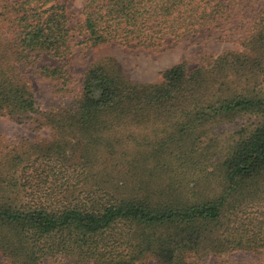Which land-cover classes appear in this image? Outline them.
Instances as JSON below:
<instances>
[{
	"label": "trees",
	"instance_id": "obj_1",
	"mask_svg": "<svg viewBox=\"0 0 264 264\" xmlns=\"http://www.w3.org/2000/svg\"><path fill=\"white\" fill-rule=\"evenodd\" d=\"M237 1L86 0L73 25L58 0H0V112L49 132L0 135L5 264L264 258V0L241 20ZM224 26L239 50L182 61L158 83L97 61L66 109L41 110L25 78L31 67L67 84L66 64L37 61H66L75 37L160 52Z\"/></svg>",
	"mask_w": 264,
	"mask_h": 264
},
{
	"label": "rangeland",
	"instance_id": "obj_2",
	"mask_svg": "<svg viewBox=\"0 0 264 264\" xmlns=\"http://www.w3.org/2000/svg\"><path fill=\"white\" fill-rule=\"evenodd\" d=\"M58 1L66 5L67 12L72 18V24L75 25L85 8L86 0ZM262 7L261 0H238L237 4L232 6V11L241 20L243 16L255 15ZM0 26H4L1 21ZM80 40L79 37L73 38V53L66 61L57 60L47 55H41L37 61V65L40 67L66 64L69 78L67 84L40 77L31 67L27 69L25 78L35 93L37 105L41 110L66 109L68 105H72L73 99L81 90L88 69L95 62L106 58L115 59L125 76L132 82L158 83L164 70L182 61H188L195 65L202 54L219 55L225 51L240 49L230 26L203 31L185 40L170 42L166 49L160 52L119 45H109L98 49L85 48L78 44ZM20 121L11 119L0 112V135L9 141L21 137L44 138L49 135L48 131H39L25 119ZM263 262L264 258L257 254L236 252L230 255L212 256L192 264H260ZM0 264H5L1 255ZM46 264L78 263L74 258L59 257L47 261ZM84 264L96 263L87 262ZM146 264L156 263L149 261Z\"/></svg>",
	"mask_w": 264,
	"mask_h": 264
}]
</instances>
